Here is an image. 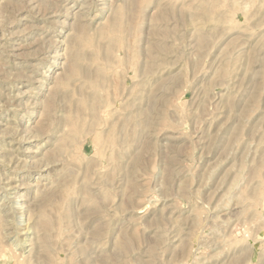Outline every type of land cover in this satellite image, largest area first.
Listing matches in <instances>:
<instances>
[{
    "label": "rangeland",
    "instance_id": "374dc122",
    "mask_svg": "<svg viewBox=\"0 0 264 264\" xmlns=\"http://www.w3.org/2000/svg\"><path fill=\"white\" fill-rule=\"evenodd\" d=\"M263 192L264 0H0V264H264Z\"/></svg>",
    "mask_w": 264,
    "mask_h": 264
},
{
    "label": "bare ground",
    "instance_id": "6f19581e",
    "mask_svg": "<svg viewBox=\"0 0 264 264\" xmlns=\"http://www.w3.org/2000/svg\"><path fill=\"white\" fill-rule=\"evenodd\" d=\"M129 1V0H128ZM234 1V0H233ZM129 5V4H128ZM237 5V4H236ZM130 6V5H129ZM82 15V14H81ZM81 18V17H80ZM79 18V19H80ZM114 29V28H113ZM43 75V74H42ZM34 104V103H33ZM259 147V146H258ZM29 150V149H28ZM42 161V160H41ZM240 178V177H239ZM236 180V179H235ZM234 180V181H235ZM240 180H242V178L240 179ZM233 181V182H234ZM232 183V182H231ZM240 184V183H239ZM233 185V184H232ZM231 185V187H233ZM36 186V185H35ZM237 186V185H236ZM240 186V185H239ZM253 187V186H252ZM38 188V187H37ZM230 190H231V188H229ZM11 190V189H10ZM230 190H228V191H230ZM129 193V192H128ZM253 193V192H252ZM264 193V192H263ZM233 194V193H232ZM228 195V194H227ZM234 195V194H233ZM236 195V194H235ZM229 196V195H228ZM237 196V195H236ZM236 196H234V197H236ZM240 196V195H239ZM260 196V195H259ZM243 197H244V195H243ZM231 199V198H230ZM259 199V198H258ZM259 200H261V199H259ZM240 203V202H239ZM10 208V207H9ZM13 210V209H12ZM260 219V218H259ZM6 220V219H5ZM262 223H263V221H262ZM3 224H5V223H3ZM24 224V223H23ZM8 226V225H7ZM2 227V226H1ZM8 229V228H7ZM6 233V232H5ZM6 237H7V235L6 234H4ZM126 237V236H125ZM127 238V237H126ZM4 239V238H3ZM184 243V242H183ZM17 244V243H16ZM118 244V249L119 250H121V251H119L120 253L123 251L124 253L126 252V250H127V248L129 247V245H130V242L129 241H127V240H125L124 241V239L122 240V241H120L119 243H117ZM117 246V245H116ZM23 249V248H22ZM130 250H128V252H129Z\"/></svg>",
    "mask_w": 264,
    "mask_h": 264
}]
</instances>
